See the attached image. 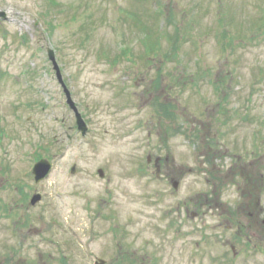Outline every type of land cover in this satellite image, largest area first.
<instances>
[{
  "label": "rangeland",
  "instance_id": "rangeland-1",
  "mask_svg": "<svg viewBox=\"0 0 264 264\" xmlns=\"http://www.w3.org/2000/svg\"><path fill=\"white\" fill-rule=\"evenodd\" d=\"M262 6L0 0V264H264L251 206L264 159L247 165L264 158ZM174 25L173 51L122 52L141 28L156 41L149 26ZM35 152L53 165L41 183L26 176Z\"/></svg>",
  "mask_w": 264,
  "mask_h": 264
},
{
  "label": "flooded vegetation",
  "instance_id": "flooded-vegetation-1",
  "mask_svg": "<svg viewBox=\"0 0 264 264\" xmlns=\"http://www.w3.org/2000/svg\"><path fill=\"white\" fill-rule=\"evenodd\" d=\"M255 165V164H254ZM259 189H255V199L254 202H251V206L254 209V207L256 208V214L258 216V220L256 221V219L253 221L254 223H258L259 226H261V228L264 230V201H263V194L258 191ZM253 193V192H251ZM241 209V207H239ZM262 233L259 237V244L258 245H254V248L256 250H261L264 247V231L260 232Z\"/></svg>",
  "mask_w": 264,
  "mask_h": 264
},
{
  "label": "water",
  "instance_id": "water-1",
  "mask_svg": "<svg viewBox=\"0 0 264 264\" xmlns=\"http://www.w3.org/2000/svg\"><path fill=\"white\" fill-rule=\"evenodd\" d=\"M0 16H3L2 14H0ZM49 59L50 60H54L53 58H52V53L51 52H49ZM80 122H81V120H80ZM82 123V122H81ZM35 173L37 174V178H41L44 174H45V171H40L39 172V170H38V168L35 170ZM35 200V199H34Z\"/></svg>",
  "mask_w": 264,
  "mask_h": 264
}]
</instances>
